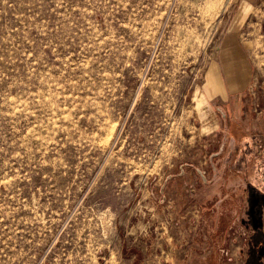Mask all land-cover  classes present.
Segmentation results:
<instances>
[{"label": "rangeland", "instance_id": "obj_1", "mask_svg": "<svg viewBox=\"0 0 264 264\" xmlns=\"http://www.w3.org/2000/svg\"><path fill=\"white\" fill-rule=\"evenodd\" d=\"M242 3L0 0V264L229 263L210 74Z\"/></svg>", "mask_w": 264, "mask_h": 264}, {"label": "crops", "instance_id": "obj_2", "mask_svg": "<svg viewBox=\"0 0 264 264\" xmlns=\"http://www.w3.org/2000/svg\"><path fill=\"white\" fill-rule=\"evenodd\" d=\"M242 2L240 22L230 25L220 55L211 64V80H219L213 86L219 87L214 96L223 105H216L220 130L224 132V146L232 148L224 161V177L237 183L219 189L224 197L215 201L216 215L210 225L212 230L221 231L219 242H229L228 264H264L260 252L264 246V0ZM222 213L224 223L219 221ZM228 213H232L230 219L226 218ZM236 222H241L239 227ZM247 244L248 250L242 255L241 247ZM202 252L197 255L199 264H205L206 259L217 264V248L213 252L207 248L205 255Z\"/></svg>", "mask_w": 264, "mask_h": 264}, {"label": "trees", "instance_id": "obj_3", "mask_svg": "<svg viewBox=\"0 0 264 264\" xmlns=\"http://www.w3.org/2000/svg\"><path fill=\"white\" fill-rule=\"evenodd\" d=\"M233 179V178H232Z\"/></svg>", "mask_w": 264, "mask_h": 264}]
</instances>
